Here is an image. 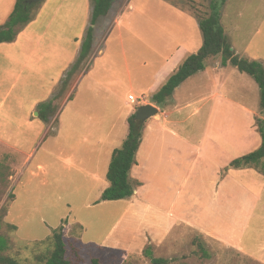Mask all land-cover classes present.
Wrapping results in <instances>:
<instances>
[{
	"label": "crops",
	"instance_id": "crops-1",
	"mask_svg": "<svg viewBox=\"0 0 264 264\" xmlns=\"http://www.w3.org/2000/svg\"><path fill=\"white\" fill-rule=\"evenodd\" d=\"M16 1L0 0V28L9 20ZM48 3L32 16L30 23L18 28L13 42L0 44V144L17 155L24 167L37 162V168L43 169L40 163L48 158L55 166L56 161L67 163L71 172L63 176L69 179L71 188H63L59 180V201L63 199L61 192L80 193L83 207L89 208L93 188L101 198L110 185L107 173L112 154L128 136V119L148 104L159 109L158 115L144 124L136 164L129 175L141 186L129 199L104 201L103 206L118 210V217L101 239L102 245L89 247L127 255L142 253L140 246L139 250L132 249L134 244L122 247L118 241L139 224L149 226V240L161 245L181 225L212 236L209 224L220 213L228 217L232 213L234 217L237 202L248 203L250 210H255L253 202L259 198L251 182L248 185L241 179L250 173V168L230 167L231 162L255 151L262 143L255 119H264V110L255 80L230 63L224 66L221 56L211 57L205 61L203 71L175 90L164 108L152 102L153 95L185 59L203 46L195 16L165 0H126L110 20L107 16L98 19L91 56L60 94L83 40L71 56L73 37L71 41H60L51 34V39H45L47 30L57 25L62 14L60 26L66 30L71 24V31H75L71 18L85 9L86 36L94 0H57L43 30L37 24L50 11L45 10ZM101 27L107 30L99 39ZM229 45L237 56L264 65V28L245 48ZM248 76L256 84L249 82ZM76 93L73 104H69ZM127 95V102L137 107L131 113H120L117 103ZM130 96L135 101H130ZM146 96L151 100L146 101ZM49 102L55 113L46 122L40 117V106ZM184 111L189 116L180 118ZM56 123L60 124L57 137H52L50 147L41 150L49 128ZM53 176L62 174L56 171ZM253 180L252 185L262 183L255 177ZM189 208L201 209L195 221L187 219ZM74 223L84 224L79 220Z\"/></svg>",
	"mask_w": 264,
	"mask_h": 264
},
{
	"label": "rangeland",
	"instance_id": "rangeland-1",
	"mask_svg": "<svg viewBox=\"0 0 264 264\" xmlns=\"http://www.w3.org/2000/svg\"><path fill=\"white\" fill-rule=\"evenodd\" d=\"M56 1L42 0L35 5L32 11V16L35 17L37 11L46 2H49L45 10L50 11L43 14L37 24L43 30L51 18L53 12L51 8L55 6L54 2ZM165 1L199 19L210 14L211 2L221 3L223 0ZM125 2L126 0L115 1L106 15L107 19L110 20ZM61 19L62 14L57 18L56 22L59 21L57 25L55 23L52 28L47 30L45 39H51V34L54 37L57 36L60 41H71V37H73L72 41L75 44H71L72 56L77 48L76 45L85 38V32H83V23L86 20L85 9L81 14L71 18L74 19L75 27L72 26V28H75V31H71V24L69 29L62 28L60 26ZM221 24L229 43L239 48H245L253 39L257 38L259 32L264 28V0H226L225 5L221 6ZM106 30L107 28L103 27L98 30L99 39ZM248 78L249 82H254L251 77L248 76ZM80 91H82V86ZM78 94H75L69 104H73ZM129 94L138 97L135 92ZM128 95L126 98H120L117 103L120 113L128 111L131 113V109L137 107V104L127 102ZM150 100L149 96H146V101ZM110 115L112 114L109 113ZM187 116H189L188 111H184L180 118ZM191 121H195V119ZM59 125L56 123L49 128L45 146L41 150L47 146L50 147L52 137L58 135ZM180 130L184 132L187 129L180 128ZM7 150V147L0 144V238L7 242V249L0 254L19 264H45L54 249L50 239L59 229L67 230L61 233L64 234L68 251L67 257L73 264H93L94 259H99L100 264H153L152 258L165 259L168 261L167 264H264V188L262 187L264 175L261 174L260 169L250 168V173L246 177H241L248 185L251 182V187L259 198L258 202H253L255 210L252 208L250 210V206H247L248 203L244 205L237 202L234 208V217H232V213L229 217L220 213L215 216L216 221L209 224V229L212 228L214 231L212 236L181 225L177 226L161 245H155L149 240L152 232H150L149 226L139 224L130 233H124L118 241L122 247L134 244L132 249L139 250L140 246V249L144 250L142 253L127 255L89 247L90 245H102L101 239L118 217V210L112 209L110 206H103L104 201H101L100 196H97L95 188L90 194V199L93 202L89 208L83 207L84 200L80 193H74V195L71 194V191L61 192L63 199L61 201L57 199L60 179L63 188H71V185L67 183L69 179L63 176L71 172V167L67 163L56 161L55 166L52 165L53 159L48 158L46 162L40 163L43 169L37 168V162L24 167L19 157ZM56 171L60 172L62 176L54 177L53 173ZM254 177L257 180L260 179L262 183L252 185L255 183L253 182ZM86 195L87 193L85 200L87 199ZM72 208L75 210L72 211ZM200 210L189 208L187 219L195 221ZM75 220L82 221L84 224H75ZM122 227V225L118 227L115 237L119 236ZM78 229L80 230L78 231ZM115 237L113 236V239L109 241L110 244ZM73 239H79L87 247L81 256H77L74 247L71 246ZM146 250L149 251V254L145 253Z\"/></svg>",
	"mask_w": 264,
	"mask_h": 264
},
{
	"label": "trees",
	"instance_id": "trees-1",
	"mask_svg": "<svg viewBox=\"0 0 264 264\" xmlns=\"http://www.w3.org/2000/svg\"><path fill=\"white\" fill-rule=\"evenodd\" d=\"M115 0H94V9L87 34L82 42L81 51L75 64L67 73L61 92H64L72 81L74 75L82 68L83 64L92 54L94 40V26L100 17L106 16ZM221 3L211 2L210 14L205 18H197L203 36V46L196 53L185 59L178 70L169 78L167 83L152 97V102L160 108H164L168 99L172 97L175 90L193 75L203 71L205 61L211 57L221 56L222 64L228 63L236 67L241 73L250 75L258 84L261 93V108L264 110V65L259 61H251L237 56L228 43L223 26L221 24ZM36 4L28 5L27 0H17L13 13L7 23L0 28V44L13 42L19 33L18 28L32 20V11ZM55 113L53 103H45L40 106V117L48 122L49 116ZM129 133L121 148L116 149L112 154L111 163L107 173L109 187L103 192L101 201L126 200L135 194L141 183L131 181L129 178L131 169L136 164V155L142 142L144 123L136 120V114L129 119ZM257 131L261 136L262 143L258 149L235 159L230 167L233 169H260L264 175V119H256ZM63 229L54 232L50 239L54 249L45 264H73L67 257V248L64 241ZM62 232V233H61ZM72 245L77 256H81L87 248L80 240H73ZM7 249V242L0 238V253ZM145 253L149 254L146 250ZM153 264H167L168 261L161 258H152ZM0 264H19L15 260L0 254ZM93 264H100L99 259H94Z\"/></svg>",
	"mask_w": 264,
	"mask_h": 264
},
{
	"label": "water",
	"instance_id": "water-1",
	"mask_svg": "<svg viewBox=\"0 0 264 264\" xmlns=\"http://www.w3.org/2000/svg\"><path fill=\"white\" fill-rule=\"evenodd\" d=\"M40 1L42 0H27V4L33 5V4H37ZM158 113H159V109L156 106L148 104L138 108L136 112V120L145 123L149 119L157 116Z\"/></svg>",
	"mask_w": 264,
	"mask_h": 264
},
{
	"label": "built area",
	"instance_id": "built-area-1",
	"mask_svg": "<svg viewBox=\"0 0 264 264\" xmlns=\"http://www.w3.org/2000/svg\"><path fill=\"white\" fill-rule=\"evenodd\" d=\"M129 100H130V101H135V97H134V96H130V97H129Z\"/></svg>",
	"mask_w": 264,
	"mask_h": 264
}]
</instances>
